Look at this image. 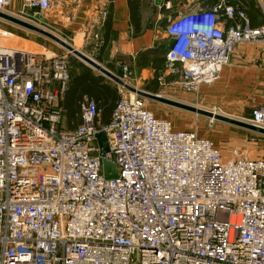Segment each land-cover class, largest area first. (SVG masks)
I'll use <instances>...</instances> for the list:
<instances>
[{
    "label": "built area",
    "instance_id": "built-area-1",
    "mask_svg": "<svg viewBox=\"0 0 264 264\" xmlns=\"http://www.w3.org/2000/svg\"><path fill=\"white\" fill-rule=\"evenodd\" d=\"M58 2L0 0V12L56 34L45 14ZM165 33L166 70L189 94L216 84L238 45L264 43V24L229 0L168 16ZM71 82L67 54L0 44V264H264V157L225 158L122 87L108 124L85 97L73 126ZM246 122L264 129V104ZM100 132L118 179L104 177Z\"/></svg>",
    "mask_w": 264,
    "mask_h": 264
},
{
    "label": "crops",
    "instance_id": "crops-1",
    "mask_svg": "<svg viewBox=\"0 0 264 264\" xmlns=\"http://www.w3.org/2000/svg\"><path fill=\"white\" fill-rule=\"evenodd\" d=\"M165 1L172 2L170 10L163 7ZM214 1L216 0H212V2ZM261 1L264 4V0ZM229 2L233 6L243 7V9H245V4L249 3L247 0H229ZM258 2L260 3L259 0ZM198 5H201V0H59L52 11L45 14V20L47 24L52 25L56 34L67 37L74 45L76 40H80L79 48L87 50L88 47V54L98 58V62L105 67L108 66L118 78L123 77L121 66L127 65L131 69L134 79L138 81L148 79L154 82L151 83L152 86L149 85L146 88L149 92L165 95L162 90L160 91L161 76L179 77V75H171L166 70L165 55L169 48L165 33L167 17L188 12ZM101 10L108 12L106 20H103L99 14ZM245 11L247 10L245 9ZM258 18L259 26L263 25L264 23ZM6 29L12 30L11 26ZM61 54L63 53L61 52ZM232 60L233 63L223 69L221 79L216 85L214 84V88H212L213 86L203 87L202 93L205 94L211 90L214 94L218 93V97L223 94L234 97V93L249 89L255 76L243 72L240 68L241 60L239 58ZM108 84L115 88L112 84ZM260 84L262 86L263 83ZM262 89L264 90V86ZM173 97L179 98L175 94ZM66 98L65 108H67V103L68 105L70 103L69 95ZM80 101L76 105L73 117L68 114L70 109H66V114L70 118L69 123L73 126L80 122ZM263 104L264 93L262 95L256 93L252 101L248 102L247 107L252 113L256 105ZM111 116L112 114L107 123ZM156 116L171 121L176 131L195 130H190V126L180 122L179 118L173 122L163 111H158ZM204 138H208L214 143L210 137ZM215 146L221 150L216 143Z\"/></svg>",
    "mask_w": 264,
    "mask_h": 264
},
{
    "label": "rangeland",
    "instance_id": "rangeland-1",
    "mask_svg": "<svg viewBox=\"0 0 264 264\" xmlns=\"http://www.w3.org/2000/svg\"><path fill=\"white\" fill-rule=\"evenodd\" d=\"M247 1L255 3V9L259 11L258 19L262 21V23H264V10H262V8L259 6L258 0ZM237 7L242 10V7ZM7 26H11L12 30H7ZM0 30L6 32V34L8 31L13 34L5 35L1 33V45H5L7 47L11 46L17 49H25L37 54L40 58L44 56V54H47V56L51 55V53L61 54L62 52L64 54H67L71 64V81L79 74H85V72L87 71H92V73L96 77L102 78L106 83L108 82L112 84L113 86H115V88L120 87L114 81L104 77L98 71H96L92 67H89L87 64H84L75 55L70 53L68 50H66L50 38L44 36L43 34H38L36 32L28 31L25 29L22 30L16 26L8 24V22L4 25L0 24ZM51 34L57 36V34ZM58 37H60L62 40L64 39L66 43L72 48L80 50L86 56H88L89 58L91 57L98 64H101V66L111 71L108 66L105 67L102 63H99L98 58H95L92 55L88 54V47L87 50L84 48H79L80 40H76L74 45V43L71 42L67 37H64L62 35H58ZM238 58L241 60L240 68L243 70V72L250 73L251 76L255 77H253V83H251V86L248 90H244L245 92L242 90L239 91V93H234V97L224 96V94L219 95L218 97V93L214 94L213 92H211V90H208L205 94L202 93L203 87L213 86L212 88H214V85L201 86L197 92H190L189 94L183 90L181 86V78H169V76H161L162 84L160 85V91L162 90L163 94L165 95H162L161 93L157 94L171 100L177 99V101L182 102L186 105H192L203 110H211L213 112H217L219 115H225L230 118L246 122L252 116L251 111H249L250 109L247 107L248 102L252 101V98L254 97V95H256V93L257 95H262V93H264V90L262 89V86H264V43L238 45L232 55L231 60H235ZM231 63H233V60L231 61ZM132 76L133 75L129 77L130 86L139 91L143 90L147 93L153 94L146 89L149 85H153L151 84L153 81H150L148 79L138 81L134 79V76ZM260 83H263L262 86ZM174 94L179 98H172ZM146 104L147 107L155 113V115L158 111H163L168 115V117H170V119L173 120V122L175 119L179 118L180 122H183L190 126V130L198 129L201 136H208L213 139L214 143H216V145L221 148L223 157L225 158L230 157L231 152L234 149H237L240 153L242 152L244 154H247L250 158L264 157V136L262 135H256L242 127L239 128L225 122L222 123L216 120H212V122L208 117L206 118L192 112L189 113L175 107L172 108L153 100L146 99ZM68 127L71 128L70 126ZM251 140H254L256 142L258 140V143L256 144Z\"/></svg>",
    "mask_w": 264,
    "mask_h": 264
},
{
    "label": "water",
    "instance_id": "water-1",
    "mask_svg": "<svg viewBox=\"0 0 264 264\" xmlns=\"http://www.w3.org/2000/svg\"><path fill=\"white\" fill-rule=\"evenodd\" d=\"M0 19L3 20L4 22H8L9 24L16 26L22 30H28L32 32H36L38 34H43L44 36L50 38L54 42L58 43L60 46L68 50L70 53L75 55L78 59H80L84 64H87L89 67H92L96 71H98L101 75H103L106 78H109L110 80L114 81L118 86L122 87L123 89L125 88L127 91L136 94L138 96H142L145 99L153 100L155 102H159L161 104L167 105L172 108H177L186 112H192L194 114L203 116V117H208L210 119H214L219 122H225L227 124L236 126V127H242L246 129L247 131H250L251 133L258 134L264 136V129L258 126L251 125L245 121L242 120H236L233 118H230L225 115H219V114H214L213 111L211 110H203L198 107L192 106V105H186L182 102H179L177 100H171L169 98L163 97L162 95H153L150 93H147L143 90H137L134 87L130 86L128 83L123 81L122 79L118 78L115 74H113L111 71L108 69L104 68L101 66V64H98L95 60H93L91 57L89 58L86 56L83 52L79 51L76 48H72L69 46L65 41H63L60 37L55 36L43 29H39L30 23H27L25 21H22L14 16H10L9 14H4L0 12ZM97 140L98 146L102 150V156H103V170H104V177L110 181L111 179H118V171L116 168V165L113 162L107 161L106 155L110 151V146H108V139H107V134L105 132H100L95 136Z\"/></svg>",
    "mask_w": 264,
    "mask_h": 264
},
{
    "label": "trees",
    "instance_id": "trees-1",
    "mask_svg": "<svg viewBox=\"0 0 264 264\" xmlns=\"http://www.w3.org/2000/svg\"><path fill=\"white\" fill-rule=\"evenodd\" d=\"M244 8L249 13L248 15L247 11L242 7V10L247 13L250 19L251 26H259L260 23L257 22L259 11L255 9V3H246ZM68 95L70 97V103L69 105L67 103V108L70 109L68 111L70 117H73L75 114L76 105L80 99L82 101L85 97H89L98 103L100 112L102 113L101 123L104 125L108 124V118L112 114L117 102L120 100L117 88L112 87L102 78L96 77L92 71H87L85 74L76 76L72 80L71 89L67 91L65 97Z\"/></svg>",
    "mask_w": 264,
    "mask_h": 264
},
{
    "label": "bare ground",
    "instance_id": "bare-ground-1",
    "mask_svg": "<svg viewBox=\"0 0 264 264\" xmlns=\"http://www.w3.org/2000/svg\"><path fill=\"white\" fill-rule=\"evenodd\" d=\"M7 34H8V33H7ZM7 34H5V35H7ZM8 35H10V34H8ZM214 114H218V113H217V112H214ZM210 120H211V121H212V120L214 121V119H210ZM213 121H212V122H213Z\"/></svg>",
    "mask_w": 264,
    "mask_h": 264
}]
</instances>
